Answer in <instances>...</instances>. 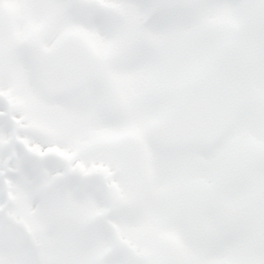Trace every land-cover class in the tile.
Instances as JSON below:
<instances>
[{
    "label": "snow or ice",
    "instance_id": "6c2138e0",
    "mask_svg": "<svg viewBox=\"0 0 264 264\" xmlns=\"http://www.w3.org/2000/svg\"><path fill=\"white\" fill-rule=\"evenodd\" d=\"M0 264H264V0H0Z\"/></svg>",
    "mask_w": 264,
    "mask_h": 264
}]
</instances>
